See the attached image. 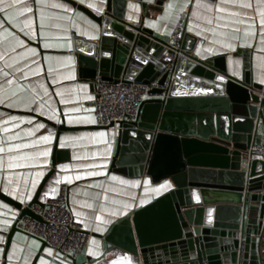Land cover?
<instances>
[{
    "label": "water",
    "instance_id": "obj_1",
    "mask_svg": "<svg viewBox=\"0 0 264 264\" xmlns=\"http://www.w3.org/2000/svg\"><path fill=\"white\" fill-rule=\"evenodd\" d=\"M65 1L99 27L95 41L73 39L81 78L143 84L158 79L151 93L164 95L143 103L138 123L119 132L110 169L154 184L169 181L171 189L100 237L106 253L92 264L111 254V264H264V161L242 162L252 135L258 142L264 131V85L253 82L247 55L238 76L223 56L194 57L183 35L184 57L163 90L167 74L159 76L183 19L164 41L141 23L125 21V0H108L98 15ZM40 189L27 205L1 193L0 199L18 218H36L29 207L40 205ZM15 232L12 226L9 238Z\"/></svg>",
    "mask_w": 264,
    "mask_h": 264
},
{
    "label": "crops",
    "instance_id": "obj_2",
    "mask_svg": "<svg viewBox=\"0 0 264 264\" xmlns=\"http://www.w3.org/2000/svg\"><path fill=\"white\" fill-rule=\"evenodd\" d=\"M71 1L97 15L108 2ZM125 1L127 23H141L167 41L183 19L179 41L188 37L194 57L223 56L239 76L247 55L253 82L264 85V0ZM98 35L99 27L65 0H0V193L27 205L40 187L39 202L66 185L75 221L91 234L76 264L101 259L100 237L171 189L169 181L154 184L110 169L116 137L96 128L86 107L93 82L79 76L73 44ZM62 124L78 129L60 132ZM258 137H264L262 129ZM18 216L0 199V264H59L40 241L20 232L9 238ZM113 259L111 254L98 264Z\"/></svg>",
    "mask_w": 264,
    "mask_h": 264
},
{
    "label": "built area",
    "instance_id": "obj_3",
    "mask_svg": "<svg viewBox=\"0 0 264 264\" xmlns=\"http://www.w3.org/2000/svg\"><path fill=\"white\" fill-rule=\"evenodd\" d=\"M168 63L160 74H167L163 90H168L175 64L183 58L181 42L176 41L169 47ZM158 80V79H157ZM157 80L149 83L117 82L97 77L93 81V100L86 105L93 112L95 125L107 128L109 134L117 137L125 127L138 123L140 109L143 103L151 99H162L164 95H153L157 89ZM252 135V142L245 150L242 162L248 164L251 160L264 161V137ZM68 187L59 186L54 198L47 197L40 205L33 204L29 210L37 218L23 216L17 218L13 227L24 234L27 239H36L50 250L51 257L59 264H74L77 256L85 253L90 245L91 234L84 231L69 208Z\"/></svg>",
    "mask_w": 264,
    "mask_h": 264
}]
</instances>
